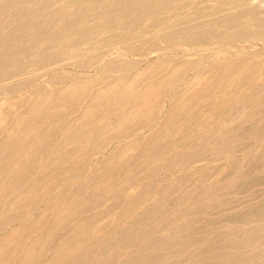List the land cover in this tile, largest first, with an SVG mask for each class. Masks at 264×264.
Returning a JSON list of instances; mask_svg holds the SVG:
<instances>
[{
  "label": "bare ground",
  "instance_id": "6f19581e",
  "mask_svg": "<svg viewBox=\"0 0 264 264\" xmlns=\"http://www.w3.org/2000/svg\"><path fill=\"white\" fill-rule=\"evenodd\" d=\"M147 45L156 58L144 68L121 57ZM73 58L101 76L57 73ZM113 70L123 76L107 78ZM0 101V188H20L0 192V264H264V200L234 212L227 197L257 185L247 174L264 166V0H0ZM46 140L107 154L51 173L36 157L54 149L30 145ZM104 206L121 219L95 263L81 250L103 237L85 242L82 230H97L92 210ZM218 213L223 225L260 223L212 240L196 216ZM66 227L64 239L46 242ZM195 244L190 260L153 251Z\"/></svg>",
  "mask_w": 264,
  "mask_h": 264
},
{
  "label": "rangeland",
  "instance_id": "374dc122",
  "mask_svg": "<svg viewBox=\"0 0 264 264\" xmlns=\"http://www.w3.org/2000/svg\"><path fill=\"white\" fill-rule=\"evenodd\" d=\"M51 3L53 4V3H55V1H52ZM52 9H53V7H52ZM113 45L114 44L111 43V42H109V43H98V44L95 43V42L91 43V47L92 48H96V49L112 48ZM152 46L153 45H150V46L147 45L145 47H142L141 49H137L139 51L135 52L133 55L121 56V57L123 59L127 58V60L130 59V60L141 61L142 62V68H144L146 66L145 65L146 63H148L149 61H151V60L156 58V56L155 57L151 56L150 54H146V52H145V51H147V49L148 50L151 49ZM91 52L92 53H96L97 51L95 52V51L91 50ZM168 54L169 53H166V54H161L160 53V55H163V56L168 55ZM117 55L120 57V52H117ZM179 57H181V58H190L192 56H181L180 55ZM99 59L100 58H97V62L99 61ZM69 61L71 62L70 67L68 66V67L62 68V69L58 70L57 73H59L60 75L63 74V76H68L69 75L70 77L73 76V78H82L85 81H87L89 79L90 80L91 79L94 80L97 77L101 76V75L97 74V70L94 69V67L96 65L94 63H91V65H89L86 69H83V68L81 69L80 68V66L82 65L81 61H79L77 58L70 59ZM72 64L74 66H72ZM129 74H133V72H130ZM121 75L123 76V73L113 70V71H109L108 72L107 78L110 79L111 77H119ZM49 77H50V75H49ZM105 83L107 84L108 80L104 81L103 83H101V85H103ZM98 85H97L98 87L101 86L100 84H98ZM97 86H96V88H97ZM53 88H55V87H53ZM62 88H64V85L60 84V85L56 86V89H62ZM12 97H13L12 100H15L16 95H14ZM0 103H1V101H0ZM4 126H5V122L0 120V128L4 127ZM197 167L198 166H194V168H197ZM247 175H248V179L251 178V176L253 178H255L256 181H257V185H254V186L249 188V187H246L244 185L242 187V184H240V185L238 184L239 188H237L236 190L235 189L232 190L230 192L231 195L228 194V196H227L228 198L229 197L232 198V200H231V198H229V201H231V203L235 204L234 206L236 207V209H233L231 211L241 212V210L244 211L245 208H247L249 205L255 204V203H260V202H262L264 200V166H262L259 170H256V171H253V172L251 171V174H247ZM160 176H163V175H160ZM253 178H252V180H254ZM257 178H259V179H257ZM258 180H261L260 181L261 183ZM180 193H181L180 191H174L171 194V198L174 199ZM149 202H151V200H149L148 203ZM237 205H238V207H237ZM246 205H248V206H246ZM218 216L221 217V214L218 213V214H214L213 216H207V215L196 216V217L202 218L201 219V224L204 227L212 228V231H210V232L206 231L204 233L205 235H210L212 240H216L215 236H218V235L227 236V237L232 236L235 233L239 232L240 230L252 228V227H254V226H256V225H258L260 223V222H256V223L255 222H250V223L237 222V223H232V224H228V225H223V224H219L216 221ZM194 218L195 217L190 216V215L182 216V217H180V219H179L180 221H179V223L177 225L187 223L188 221L193 220ZM111 222H113V221H107V223H111ZM140 226L147 227V226H149V223H148V221H146V222L142 223ZM167 233L168 232H156L155 233V237L156 238L163 237ZM126 251L128 252V251H133V250L131 248V249H127ZM153 251H155V253H156L155 256L157 258H159V259H162V260H168V259L176 260V259H178V260L182 261L185 258L186 255L190 256L189 260L192 259V258H198L199 247H198L197 244H195V245H191V246H189L187 248L170 247V248H167V249H156V250H153ZM178 251H181V253H178ZM109 252H110V250H109ZM92 257L94 259V262L97 263L96 259L98 258V255H93ZM118 260H121L120 256H119ZM89 264H91V263H89ZM156 264H171V262L165 261L163 263H156Z\"/></svg>",
  "mask_w": 264,
  "mask_h": 264
},
{
  "label": "crops",
  "instance_id": "0c3cea01",
  "mask_svg": "<svg viewBox=\"0 0 264 264\" xmlns=\"http://www.w3.org/2000/svg\"><path fill=\"white\" fill-rule=\"evenodd\" d=\"M20 143V142H19ZM28 143V142H26ZM86 143V144H85ZM89 142L86 141H70V140H46V141H42L39 143H34V142H30V145H36L37 148H41L42 151L47 149V148H53L54 151L52 153V156L50 157L49 155L45 154L44 152L39 154V157H36V161L39 163L41 162L42 164H45L44 169L47 170V172H51V173H71L70 171H67L69 169L66 168L67 163H69L71 160L78 158V160L80 161L81 159H96V158H102L103 156H105V154H107L105 151H103V153H95V154H86L85 153V148H88ZM75 149H78L77 152H75ZM0 160L2 161L3 164H6L7 162V158L6 157H0ZM52 164V165H50ZM85 173V171H79L78 175H83ZM77 178H74L73 180L69 179V188L68 190H70L72 187L70 186V184L72 182H76L78 183ZM63 182H66V180H64ZM61 189H64L63 186L62 187H58L55 188L54 190H56L55 192H53L52 196H56V198L59 196ZM20 188L16 187V186H6L4 185L3 187L0 188V192H3V196L5 197H9L11 196L14 191H19ZM19 199L18 194H15V201H17ZM46 201V198L42 199V202L39 204L38 206V212L36 213V215H39V213H41V211L44 209V203ZM142 205L138 204L135 209H134V213L140 217L141 216V209H143V207H141ZM140 208V209H139ZM119 209V207H116V210ZM92 212H94V216H96V218H93L92 220H95L94 224L95 227L97 228V230H82L83 234H84V239H87L88 241L85 242H89V241H94L96 238H102L103 237V241L99 242V244L91 251H87L84 249V247L82 248L81 251H85V258H88V260H90L91 256L93 255H100L102 250L107 246L108 241H106L110 236L115 235V231L116 229L114 228L112 230L113 227H115L119 222V220L121 219L118 214H116L115 212L112 214H107V208L106 206L104 207H100L97 208L95 210H92ZM88 214V216L90 215V213H86ZM85 215L84 213L81 214V216ZM110 217V218H109ZM43 218H49L51 219V214L50 213H46L43 217H41V219ZM27 219V216L23 217V219L21 220H25ZM82 218H79V220H81ZM126 220H129V218H127ZM107 221H113L111 223H107ZM85 223V222H84ZM73 224V223H71ZM82 223H76V226H80ZM140 224V223H139ZM70 225V224H69ZM18 226L17 222L11 223V225L9 226L11 229L15 228ZM43 228H46L48 226H50L49 224H43L42 225ZM93 226V225H92ZM68 227V226H67ZM66 227V228H67ZM64 229L62 231H59L56 236L55 233L53 235V238H45L46 242H50L55 243L56 240H61L64 239V237L66 236V234L68 233V228ZM93 228V227H92ZM8 232V228H6L4 230V232H0V234L5 235ZM33 236V235H31ZM55 236V237H54ZM31 238V237H29ZM100 250V251H99ZM84 256V255H83ZM47 257H50V255H47ZM79 258V257H78ZM81 260L77 261V264H79ZM64 261L63 260H56V264H63Z\"/></svg>",
  "mask_w": 264,
  "mask_h": 264
}]
</instances>
